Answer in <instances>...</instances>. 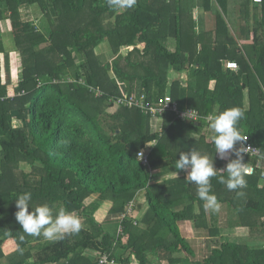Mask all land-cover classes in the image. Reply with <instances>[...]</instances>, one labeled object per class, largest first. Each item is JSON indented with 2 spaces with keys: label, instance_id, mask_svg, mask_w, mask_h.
Segmentation results:
<instances>
[{
  "label": "trees",
  "instance_id": "trees-1",
  "mask_svg": "<svg viewBox=\"0 0 264 264\" xmlns=\"http://www.w3.org/2000/svg\"><path fill=\"white\" fill-rule=\"evenodd\" d=\"M231 1L137 0L131 9L113 10L107 0H0V264H99L105 255L115 264H264L260 158L242 153L254 172L245 188L230 191L220 178H227L235 150L224 158L216 153L205 119L186 121L166 109L157 114V128L144 109L168 95L205 116L217 106L239 107L244 117L238 128L264 157V2L251 8L250 0H235L240 47L227 20ZM198 6L215 13L211 32H197L191 10ZM2 21L11 22L22 57L16 87L2 76L1 57L7 67L10 58ZM101 46L109 59L101 58ZM232 59L239 69L225 71L224 62ZM124 96L141 105L116 103ZM16 119L24 125L15 127ZM151 142L147 167L138 152ZM191 150L214 160L217 175L210 182L227 205V229L251 235L249 242L227 235L201 259L180 222L190 220L213 237L222 230L212 225L187 173L175 169L180 153ZM171 173L182 174L167 177ZM24 192L32 193L30 207L49 203L72 211L81 230L45 243L25 234L15 215L16 198ZM105 202H112L109 218L98 222ZM47 249L53 250L48 257L34 260L35 250Z\"/></svg>",
  "mask_w": 264,
  "mask_h": 264
},
{
  "label": "clouds",
  "instance_id": "clouds-1",
  "mask_svg": "<svg viewBox=\"0 0 264 264\" xmlns=\"http://www.w3.org/2000/svg\"><path fill=\"white\" fill-rule=\"evenodd\" d=\"M108 6L113 10L131 9L137 0H107ZM231 70V69H230ZM237 70V69H236ZM189 117V113L185 114ZM244 117V112L239 107H231L219 110L210 118L212 142L216 153L224 158L226 154L235 150L236 158L228 162L225 171L227 178H220V182L226 184L228 190L243 189L247 186L246 176L250 174L249 164L244 162L242 148L236 149L238 142L247 140L238 128V122ZM175 169L184 170L186 179L197 186V194L204 201L205 211L218 212L220 203L217 196L212 192L211 178L217 175L214 160L199 151L191 150L180 153L175 162ZM242 193H238L241 195ZM31 192H24L16 198V221L27 235L40 237L47 241H58L67 235L78 233L81 228V220L72 211L64 207L56 210L54 205L43 203L30 207ZM31 208V211L29 209ZM23 239V237H21Z\"/></svg>",
  "mask_w": 264,
  "mask_h": 264
},
{
  "label": "crops",
  "instance_id": "crops-1",
  "mask_svg": "<svg viewBox=\"0 0 264 264\" xmlns=\"http://www.w3.org/2000/svg\"><path fill=\"white\" fill-rule=\"evenodd\" d=\"M236 14H238V16ZM240 14H241L240 13V5H238L237 3L236 4L230 3L229 15H228L227 20L229 22L231 34L234 36V38L238 42L239 46L242 47V40L239 39V37H241V30H240L241 27L239 26V23L241 21H240V18L238 19V17H240ZM191 15L194 19V22L196 23L195 28H196L197 32L201 31V29H200L201 27H204L207 32H211L212 29L214 28V24H215L214 20H215V16H216L214 12L209 13V12L203 10L201 8V6H198V7H195L193 10H191ZM233 21H234V23H233ZM235 26H237L238 28H236ZM253 39H254V34L251 33L250 38L246 39L245 42L247 44H251ZM169 45H172V47L169 46L171 49L175 48L176 40H174L173 38L170 39ZM224 70L228 71L225 68H224ZM213 146H214V144H213ZM181 174L182 173H178V174L171 173L167 177H175V176H179ZM143 195H144V192H141L139 194L140 201H145L143 199L144 198ZM94 197H96V196H94ZM105 203H109V202H105ZM146 209H147V206L145 204L143 206V210L141 211V215L143 214L144 210H146ZM227 211H228L227 205H225L223 203H220V210L218 212H213V211L209 210V217L214 219L212 221V225L213 226L216 225V226H218L219 229L222 230L221 235H217L214 237L211 236V233L208 229L196 228L194 223L190 220L180 222L179 226H180L181 233L184 237H186L189 240L191 246L193 247V249L196 253V257L198 259H201V258L208 256L213 251V249L220 243V239L224 238V235L226 238L227 235L235 233L234 231L230 232L228 229L223 228L224 226H222L223 222L226 221ZM102 215H103V217L107 216V218H109V216H108L109 214L107 213V211L104 212ZM226 230H227V232H226ZM231 240H233V239H231Z\"/></svg>",
  "mask_w": 264,
  "mask_h": 264
},
{
  "label": "built area",
  "instance_id": "built-area-1",
  "mask_svg": "<svg viewBox=\"0 0 264 264\" xmlns=\"http://www.w3.org/2000/svg\"><path fill=\"white\" fill-rule=\"evenodd\" d=\"M255 3H263L264 0H254ZM224 68L226 70H236L239 69V65L237 61L234 60H226L224 62ZM56 82V80H55ZM42 82H40L41 84ZM93 90V88H92ZM25 91L19 93L20 95L25 94ZM97 95H101L102 93L98 92L96 93ZM13 95L12 93H9L8 96ZM2 100H4L5 98L2 97ZM116 103H118L119 105L122 106H130V107H135V106H139L141 105V100L135 99L133 97H117L116 99ZM145 110H148V112H150L153 117H152V124H154L155 127L158 128V121H159V117H157L158 113H162L164 112L166 109H170L171 111H174L176 114H178L179 118L186 120V121H199L201 119H205V121L209 124L210 123V118L213 117L215 113H211L209 115H202L199 110L193 108V107H189L187 104H185L184 106H181L180 103L178 102H172L171 96L168 95L165 98H161L159 100V102L157 103V106L151 105V104H147V106L144 108ZM189 113V117H187L185 114ZM245 137H247V140L243 141V142H238L237 145L239 146V148H241V146H243L244 148H242V151H244L243 153L248 155L250 157V159H255V158H260V163L264 164V157L261 155V151L258 147L254 146L251 142H249V138L248 136L245 134L243 135ZM153 142L151 143H147L146 146L144 148H142L139 152H138V159L142 162L143 165L150 167V157H149V153L151 151V147L153 146ZM248 167L251 169L250 174H252L254 172V167L249 164ZM99 264H115L114 261L110 260L108 255L103 256L100 261Z\"/></svg>",
  "mask_w": 264,
  "mask_h": 264
},
{
  "label": "rangeland",
  "instance_id": "rangeland-1",
  "mask_svg": "<svg viewBox=\"0 0 264 264\" xmlns=\"http://www.w3.org/2000/svg\"><path fill=\"white\" fill-rule=\"evenodd\" d=\"M251 4V8H254L255 5H257V3L254 2V0H250ZM232 4H236V1L235 0H232ZM238 4V3H237ZM259 5V4H258ZM237 6V5H236ZM238 8V7H237ZM37 13H39V9L37 7H35L33 9V17H34V14L35 16H37ZM239 13V12H238ZM238 16V14H236ZM41 17V16H40ZM240 17H238L239 19ZM237 20V19H236ZM37 23L38 20L36 21ZM1 29H2V32L4 33V43H5V46L7 48V52L9 53L10 55V58H9V67H7V61H6V57L4 55H2V63H3V73H2V76L4 77V83L7 84L8 87H16V85L19 83V77L22 73V66H21V63H22V57L21 55L16 51V46H15V43H14V40H13V34L11 33L12 32V25H11V22L10 21H2L1 22ZM239 36V35H238ZM239 39H241V37H239ZM172 47V45H169ZM99 51H100V56L102 59L104 58H107L109 59L111 56H110V52H108L106 49H104V46H101L99 48ZM9 73H10V77L12 80H8V77H9ZM67 81V80H66ZM215 84H211V88L214 86ZM162 122H163V119H162ZM24 125V122L22 119H16L14 121V126L15 127H20ZM259 165H264L262 163H260ZM258 165V166H259ZM25 170H30L31 167L28 165V164H23L22 166ZM95 197H93L92 199L89 198L86 200L87 203H90L92 200H94ZM146 203V201H145ZM106 205V207H104ZM112 207V202H109V203H105V204H102V206L98 209V211L96 212V220L98 222H104L106 219H107V216L106 217H103V213L107 211V213L109 214V211ZM228 210V209H227ZM134 214L133 215H138L137 212H133ZM141 213H139L138 216H140ZM227 216V214H226ZM225 221V220H224ZM81 224H82V221H81ZM224 226L223 228H226V221L223 222V225ZM227 232V230H226ZM225 237V235H224ZM229 237L230 239H233V240H238V241H242V242H249L251 240V235L249 233V231H245V230H236L235 233H232V234H229ZM47 240H45L43 238V242L45 243ZM43 244V243H41ZM52 249H47V250H43V251H34V260L37 261V260H41V259H44L46 257H48L49 254L52 253Z\"/></svg>",
  "mask_w": 264,
  "mask_h": 264
}]
</instances>
